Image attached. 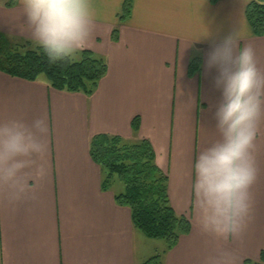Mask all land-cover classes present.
<instances>
[{
  "label": "crops",
  "instance_id": "0c3cea01",
  "mask_svg": "<svg viewBox=\"0 0 264 264\" xmlns=\"http://www.w3.org/2000/svg\"><path fill=\"white\" fill-rule=\"evenodd\" d=\"M125 1L91 0L95 23L85 50L108 67L92 95L56 90L45 76L28 81L0 71V122L44 118L50 126L48 171L34 194L10 203L0 186V264H145L158 253L162 264H210L221 251L236 264H264V124L243 233L214 240L198 230L190 211L192 163L217 139L220 94L215 72L206 69L208 53L242 24L241 46L250 44L264 69V37L253 34L246 18L254 0H132L130 17L122 20ZM18 5L0 0V36L33 44L20 30ZM204 25L211 36L197 41ZM98 136L150 143L168 177L171 207L191 223L172 250L135 228L130 208L116 201L125 191L120 179L105 188V172L91 155Z\"/></svg>",
  "mask_w": 264,
  "mask_h": 264
},
{
  "label": "clouds",
  "instance_id": "9594fccd",
  "mask_svg": "<svg viewBox=\"0 0 264 264\" xmlns=\"http://www.w3.org/2000/svg\"><path fill=\"white\" fill-rule=\"evenodd\" d=\"M21 31L51 63L76 60L93 38L95 15L91 0H19ZM239 25L214 45L206 69L215 72L214 87L220 100L214 120L217 139L200 151L191 166L192 212L198 230L214 240H235L251 217V188L256 181L255 148L264 124V69L255 49L241 41ZM204 25L197 41L209 38ZM46 119L0 122V186L10 203L34 194L47 175ZM210 264H236L230 252L221 251Z\"/></svg>",
  "mask_w": 264,
  "mask_h": 264
},
{
  "label": "trees",
  "instance_id": "16d2710c",
  "mask_svg": "<svg viewBox=\"0 0 264 264\" xmlns=\"http://www.w3.org/2000/svg\"><path fill=\"white\" fill-rule=\"evenodd\" d=\"M131 11L132 0H126L122 20L128 19ZM246 18L253 34L264 37V0L251 2ZM0 71L28 81L45 76L56 90L92 95L106 76L108 67L104 58L88 50L76 60L51 63L34 44H13L0 36ZM133 127L138 130V119ZM91 155L105 172L106 189H110L115 178L124 184L125 191L116 197V201L130 208L135 228L147 238L164 241L168 250H172L181 236L190 233V221L178 216L170 205L168 177L157 167L149 142L129 144L120 137L98 136L92 141ZM145 264H162V255Z\"/></svg>",
  "mask_w": 264,
  "mask_h": 264
},
{
  "label": "rangeland",
  "instance_id": "374dc122",
  "mask_svg": "<svg viewBox=\"0 0 264 264\" xmlns=\"http://www.w3.org/2000/svg\"><path fill=\"white\" fill-rule=\"evenodd\" d=\"M158 254H160V255H161L162 253H158Z\"/></svg>",
  "mask_w": 264,
  "mask_h": 264
}]
</instances>
